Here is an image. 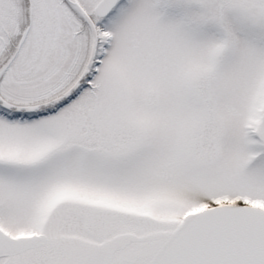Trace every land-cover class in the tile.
Segmentation results:
<instances>
[{"label":"snow or ice","instance_id":"6c2138e0","mask_svg":"<svg viewBox=\"0 0 264 264\" xmlns=\"http://www.w3.org/2000/svg\"><path fill=\"white\" fill-rule=\"evenodd\" d=\"M0 264H264V0H0Z\"/></svg>","mask_w":264,"mask_h":264}]
</instances>
